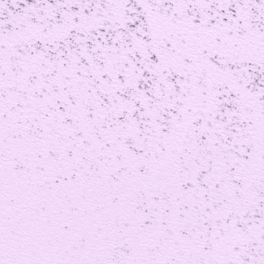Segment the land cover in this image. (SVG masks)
I'll return each mask as SVG.
<instances>
[{
  "label": "snow or ice",
  "instance_id": "snow-or-ice-1",
  "mask_svg": "<svg viewBox=\"0 0 264 264\" xmlns=\"http://www.w3.org/2000/svg\"><path fill=\"white\" fill-rule=\"evenodd\" d=\"M0 264H264V0H0Z\"/></svg>",
  "mask_w": 264,
  "mask_h": 264
}]
</instances>
